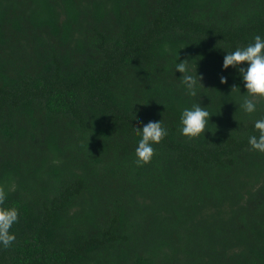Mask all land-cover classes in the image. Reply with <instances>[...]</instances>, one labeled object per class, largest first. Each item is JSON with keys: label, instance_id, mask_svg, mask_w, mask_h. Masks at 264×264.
Returning a JSON list of instances; mask_svg holds the SVG:
<instances>
[{"label": "trees", "instance_id": "1", "mask_svg": "<svg viewBox=\"0 0 264 264\" xmlns=\"http://www.w3.org/2000/svg\"><path fill=\"white\" fill-rule=\"evenodd\" d=\"M256 35L264 0H0V186L19 213L0 264H264V101L246 113L223 68ZM195 104L212 116L189 140ZM150 121L168 135L137 166Z\"/></svg>", "mask_w": 264, "mask_h": 264}, {"label": "clouds", "instance_id": "2", "mask_svg": "<svg viewBox=\"0 0 264 264\" xmlns=\"http://www.w3.org/2000/svg\"><path fill=\"white\" fill-rule=\"evenodd\" d=\"M247 64L248 67L242 65ZM233 67L239 70L243 78L244 86L247 89L243 102L240 105L242 109L252 114L256 111V106L264 101V39L256 35L254 43L247 47L239 48L234 52H227L224 57L223 68L226 70ZM176 71L183 73L181 77L182 84L187 89L188 95L197 96V77L190 74L188 60H184L176 65ZM199 83H202L203 76L198 75ZM221 83L227 84L226 77H220ZM239 88L233 85L232 91ZM212 116V115H211ZM210 113L200 104H195L191 109H184L181 116V134L189 140L197 139L207 131V124ZM255 129L258 130L259 136H251L249 144L253 150L264 153V119L255 122ZM137 134L142 135V139L136 148V164L144 166L151 163L155 155L153 144H159L168 135L167 130L162 126L161 121L149 122L143 128H137ZM6 201V192L3 186H0V245L6 249L12 245L16 237L10 229L18 222L19 213L16 208H4Z\"/></svg>", "mask_w": 264, "mask_h": 264}]
</instances>
